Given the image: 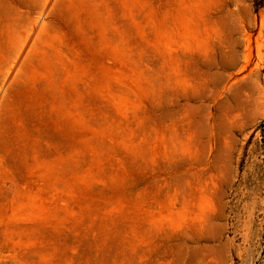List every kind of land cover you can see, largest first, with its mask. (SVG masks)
I'll list each match as a JSON object with an SVG mask.
<instances>
[{
    "label": "rangeland",
    "instance_id": "obj_1",
    "mask_svg": "<svg viewBox=\"0 0 264 264\" xmlns=\"http://www.w3.org/2000/svg\"><path fill=\"white\" fill-rule=\"evenodd\" d=\"M0 264H264V0H0Z\"/></svg>",
    "mask_w": 264,
    "mask_h": 264
}]
</instances>
